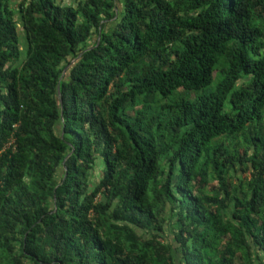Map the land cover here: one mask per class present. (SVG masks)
<instances>
[{
	"label": "trees",
	"instance_id": "1",
	"mask_svg": "<svg viewBox=\"0 0 264 264\" xmlns=\"http://www.w3.org/2000/svg\"><path fill=\"white\" fill-rule=\"evenodd\" d=\"M0 152V264H264V0H0Z\"/></svg>",
	"mask_w": 264,
	"mask_h": 264
},
{
	"label": "rangeland",
	"instance_id": "2",
	"mask_svg": "<svg viewBox=\"0 0 264 264\" xmlns=\"http://www.w3.org/2000/svg\"><path fill=\"white\" fill-rule=\"evenodd\" d=\"M59 1V0H58ZM23 37V36H22ZM21 37V43L23 44V38ZM235 179L237 180L240 179V178H244V174H237L236 176H234ZM235 180V181H236ZM211 184L215 185V182L214 181H211ZM165 240L168 242V243H171L175 246L174 244V239H173V236L171 234V230L169 228H167L166 232H165ZM178 264V263H177Z\"/></svg>",
	"mask_w": 264,
	"mask_h": 264
},
{
	"label": "built area",
	"instance_id": "3",
	"mask_svg": "<svg viewBox=\"0 0 264 264\" xmlns=\"http://www.w3.org/2000/svg\"><path fill=\"white\" fill-rule=\"evenodd\" d=\"M13 142H14V139H9V141L4 145V147H3V149L2 150H7V149H9V148H11L12 147V145H13ZM2 152H0V154H1Z\"/></svg>",
	"mask_w": 264,
	"mask_h": 264
}]
</instances>
